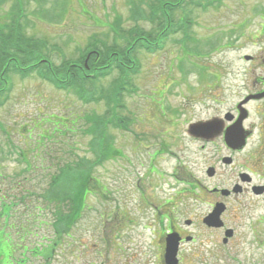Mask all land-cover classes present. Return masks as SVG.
<instances>
[{
	"label": "rangeland",
	"instance_id": "374dc122",
	"mask_svg": "<svg viewBox=\"0 0 264 264\" xmlns=\"http://www.w3.org/2000/svg\"><path fill=\"white\" fill-rule=\"evenodd\" d=\"M22 1L26 14L22 21L25 33L29 38L47 42L48 46L44 51L47 57L56 64L66 59H77L79 52L88 47L94 39L97 40L95 50L98 54L94 53L87 60V65L90 68H98L103 67V64L105 67L111 64L109 69L112 75L101 81L97 80L99 77H95L101 72H88L92 75L91 79H94L90 87L92 90L96 89L99 100L96 104H84L74 94L56 89L43 82L36 74L23 80L14 77L9 82L11 92L5 106L0 109V122L8 133L0 127V200L17 205L13 208L9 220L7 217L3 221L0 220V248L4 246L8 251L12 246H23V249L18 248L14 254V259H19L21 252H26L24 245H28L30 251L27 253V264H154L158 243L151 234V226L147 224L148 229L145 230L141 222L140 225L130 228V231L117 229L111 232L110 225L115 227L118 221L115 213L112 212L110 218L106 216L105 224L101 223L104 221L101 220V213L110 215V210L115 205L113 199L126 203L123 194L119 192L123 188V182L127 180L134 186L135 179H145L152 155L160 148L168 152L156 157L152 164L165 173L167 180H161L159 172L152 173L142 180L140 185L149 194L152 195L159 185L160 198L164 201L171 198V194L178 189H185L171 177L173 168L178 166L180 159L185 165L193 164V173L198 178L205 177L207 164L197 163L196 147H188L182 152L178 148L172 151L180 143L176 130H185L187 127L184 120L178 122V104L183 101L188 112L187 119L193 121L206 120L215 112L217 116L222 117L228 107L227 104H212L206 96L203 97L204 94L199 95L196 91L197 97L194 101L188 103L183 100L180 93L186 92V80L194 87L198 76L190 72L185 76L182 74L192 66L201 67L203 64L204 76L211 70H222L223 74L220 80L210 77L204 79V83H220L221 86L243 85L248 82V75H240L244 68H257L256 73L260 74L261 68H264V60H260L264 59L263 40L256 43L235 42L234 46L237 44L239 47L236 50L230 48L211 51L208 57L204 46L207 41L216 43V46L220 42L218 47L221 49L228 41H236L233 35H227L226 38L225 35L229 31H235L241 21L250 20L254 9L264 0H224L221 7L207 11L197 10L192 5L185 4L172 11L176 0H164L163 11L171 13V20L176 21L177 25L181 24L180 19L183 18L193 21L188 34L192 36L193 43L184 42L182 39L185 37L181 33L160 41L166 31L158 26L157 22V18L163 13L162 9L159 8L156 15L150 17V8L158 5L157 0ZM11 4V1L3 3L0 0L1 22H8L7 14L13 12ZM151 19L157 21L151 24ZM142 35V41L147 39V44H163L164 47L154 54L142 50L141 47H133L132 41L136 40V44ZM198 46L203 48L200 52H197ZM248 54H254L260 59L246 64L241 61V57ZM85 60L86 57L83 65ZM98 60L99 65L96 66ZM134 60L135 64L132 63ZM114 64L122 66L126 71L125 75L117 73ZM126 87L129 92L125 91ZM245 93L242 94L246 95ZM234 103L231 101L230 106L233 107ZM157 104L164 105V114H160V107H155ZM109 111L131 118L133 131L140 135L141 141H136L134 136L110 129V142L102 155V165L98 166L97 155L100 154L96 148L97 122L93 114L98 112L97 119H109L106 116ZM55 115L66 119L63 126H58ZM45 116L54 122L51 126L41 128L42 124L36 118ZM93 117L94 121L91 123L92 120L89 119ZM156 117H160L159 125L154 123ZM32 121L33 130L29 128ZM253 121L255 117L251 119V122ZM160 125L162 130L157 129ZM49 128L50 135L47 132ZM58 131L59 135L47 140L38 153L36 150L30 152L31 145H40L44 138ZM183 141L186 142V138ZM115 148L120 152L114 151ZM21 151L27 153L24 158L20 156ZM214 155H217L215 150ZM67 159H72V165L66 166L72 174L66 175L63 182L65 188L62 190L66 194L55 196L50 201L48 195L53 194L49 190L53 175L60 173V168L68 163ZM217 159L218 157L210 163H216ZM128 160L130 163L125 169L120 168ZM29 164L32 167H29ZM76 165L79 170L74 168ZM219 173L224 171L220 170ZM90 176L97 181L101 179L102 186L107 183L111 191L110 196L101 195L100 188ZM222 177L223 175L214 178L213 183L221 184ZM71 178L75 179V182L72 180L70 183ZM78 182H91L92 186L88 185L91 187V193L87 198L86 210L80 215L81 220L71 227V238H66L63 244L60 243V246L56 247L54 256L50 255V260L33 258L31 250L37 244L44 246L47 240L55 244L57 231L53 227L54 222L66 215L70 207L69 199H72ZM131 186L126 188L130 189ZM182 198L184 196L180 197ZM185 200L186 202L180 205L181 219L178 218L184 226L186 220L196 221V218H200L210 209L208 203ZM101 203L104 206H101ZM241 204L244 206L243 213L235 217L229 215L227 218L228 226L238 230L233 241L224 245L223 232L209 234L197 225L191 233L199 238L187 246L188 252L182 264H264V224L259 225L256 222L264 215V196L251 200L244 198ZM1 209L0 203V212ZM43 223L45 225H42ZM68 224L67 220V233ZM33 232L37 237L31 235ZM117 233L121 234L115 236L112 241L121 243L129 257L136 258L126 260L127 262L119 261L121 257H116L117 249L111 242V236Z\"/></svg>",
	"mask_w": 264,
	"mask_h": 264
},
{
	"label": "flooded vegetation",
	"instance_id": "af4514ba",
	"mask_svg": "<svg viewBox=\"0 0 264 264\" xmlns=\"http://www.w3.org/2000/svg\"><path fill=\"white\" fill-rule=\"evenodd\" d=\"M253 14L254 20H243L240 25L235 27V35L238 42L256 43L263 40L264 42V1L260 3ZM241 30V31H240ZM237 42V43H238ZM250 64L259 60L254 54ZM264 60V59H260ZM257 69V68H256ZM256 69H243V73L249 76V81L243 85L232 84L225 85L220 90L219 86L214 84L208 85V89L203 97H209L212 104H227V110L224 116H217V112L208 116L206 120L193 123L188 121L186 132L176 130L178 133V149L180 152L188 147H196L197 163L207 164L205 177L198 178L193 172V164L187 163L180 159L176 172L172 174L175 182L183 185L185 189H178L171 194V198L165 203L155 205L154 212L146 217V224H153L156 228L162 229L158 239L159 264H165V249L168 244V236H173L177 246L176 264L182 262L183 250H186L187 244L196 242L197 237L191 234L197 225L204 228L209 234L213 232H223L225 234L228 226L227 218L229 215L235 217L243 213L244 207L241 203L244 198L251 200L256 195V187L264 188V68L261 73L257 74ZM220 80V76H217ZM243 92H246L242 94ZM181 98L185 93H181ZM188 103L193 100L191 97H185ZM231 101L235 102L234 106ZM233 105V104H232ZM183 106V108H182ZM183 101L178 104L182 111L184 108ZM211 108V107H210ZM212 111V110H211ZM255 117V121L251 119ZM200 128V124H205ZM186 138V142L183 141ZM197 144V145H196ZM186 147V148H185ZM217 155H214V150ZM217 159L216 163H210L211 160ZM192 165V166H191ZM224 173H219V171ZM221 184L213 183V179L219 176ZM179 180V182H178ZM202 194V195H201ZM181 196L185 199L208 203L210 209L196 221H190L189 226H184L178 219V203L181 204ZM225 204L226 210L222 214L224 227H209L204 223V219L211 214L218 204ZM248 207V206H246ZM122 217H120V220ZM154 227V229H155ZM235 231V230H234ZM236 233L228 240V244L233 241ZM178 238H180V247L178 253ZM190 239L191 242L187 240ZM224 240V237L222 238Z\"/></svg>",
	"mask_w": 264,
	"mask_h": 264
},
{
	"label": "trees",
	"instance_id": "16d2710c",
	"mask_svg": "<svg viewBox=\"0 0 264 264\" xmlns=\"http://www.w3.org/2000/svg\"><path fill=\"white\" fill-rule=\"evenodd\" d=\"M161 9L163 11V8ZM152 20L153 23L158 20V26L163 27V30L166 29V32L163 33V35H168L171 30H173V34L177 33V29L171 28V23H173L174 21L171 20L170 16L166 15V12L163 11V13L159 16V18H157V20ZM9 26H11L10 28L13 34L18 29V34H16V38L13 37L15 40H9L7 42H5L7 38H3V34H1L0 36V108L5 105L9 98V82H11V79L15 76H19L21 78L28 77L34 71H39V75L44 80L51 82L62 89L72 90L75 95L86 104L91 102H99L98 97L94 92V88L92 90L90 87L91 82H89L90 80H88L89 77L86 76L87 72L79 65L82 63L81 59L78 60V62L75 64H70V62L67 61H64L63 64L59 66H56L49 61L46 64L43 62V60L47 58L42 51L44 50L42 49L44 47V44L41 42L32 44L31 42L26 41L23 35L19 32V21H17L16 18L11 22ZM135 42L136 40H133L131 45ZM115 64V68L124 70L120 65ZM97 65H99L98 61L96 63V66ZM103 67L104 68L102 69H98L92 66L91 71L101 72L95 77H103L108 74V72H105V70H110L109 68H111V64L107 67H105V65L103 64ZM93 115L95 117V121L97 122L96 132L99 130L101 132L106 131L107 126L109 125L107 123H109V121H111L114 117V113L111 111H109L108 115H106L109 117V119H105L104 117L97 119L98 114L95 113ZM94 117L89 119L92 120L91 123H93ZM43 122V124L52 123L50 118H46L45 120H43ZM0 127L4 130L5 133H7L5 127H2L1 122ZM24 154V151L20 152V155L23 158L25 157ZM66 175V170L61 171L54 180L52 179L49 190L50 193L53 194L48 195L50 200L55 196L60 197L66 194L62 190L63 188H59L61 186V183L64 182ZM73 180L75 182V179ZM89 190L90 189L88 188V184H81L80 182L76 184L72 199L69 200L71 213L68 212V214L66 213V215L64 214V216H61V218H59L56 222L58 223V226L61 225V227L63 226L66 228V220H69L71 224L75 223L78 220L80 213L85 208L84 204ZM0 203L2 206V211L0 212V220H3L7 216V219L9 220V216L10 218L12 217V210L16 207L17 204H6L3 200H0ZM58 226L56 225L55 228L59 229ZM1 243L2 242H0V245ZM24 262H26V259L24 258H21L17 261L14 260V252L12 249H8V251H6V248H4V246L3 248H0V264H22Z\"/></svg>",
	"mask_w": 264,
	"mask_h": 264
},
{
	"label": "bare ground",
	"instance_id": "6f19581e",
	"mask_svg": "<svg viewBox=\"0 0 264 264\" xmlns=\"http://www.w3.org/2000/svg\"><path fill=\"white\" fill-rule=\"evenodd\" d=\"M201 216H203V215H201Z\"/></svg>",
	"mask_w": 264,
	"mask_h": 264
}]
</instances>
